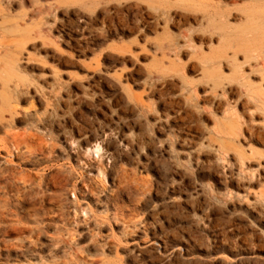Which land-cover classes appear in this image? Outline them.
<instances>
[{"label": "rangeland", "instance_id": "obj_1", "mask_svg": "<svg viewBox=\"0 0 264 264\" xmlns=\"http://www.w3.org/2000/svg\"><path fill=\"white\" fill-rule=\"evenodd\" d=\"M251 12L264 24V0L0 2L19 82L0 96V264H264Z\"/></svg>", "mask_w": 264, "mask_h": 264}, {"label": "bare ground", "instance_id": "obj_2", "mask_svg": "<svg viewBox=\"0 0 264 264\" xmlns=\"http://www.w3.org/2000/svg\"><path fill=\"white\" fill-rule=\"evenodd\" d=\"M3 0H0V2ZM250 1V0H249ZM253 1V0H252ZM262 3V2H261ZM248 10V9H247ZM246 32L249 34V39L254 42L258 39V37H264V24L258 20V22L255 20L254 14L249 13L247 18H246ZM257 23L259 25H257ZM5 45L4 43L0 42V54L3 52V50H5ZM0 96L3 98L2 101L4 103L6 96L5 93L6 89L8 88V86H12L14 88H17L19 86V82L17 81H11V80H7V77L4 74V70L3 68H5V66L0 63ZM1 119H3V116H0Z\"/></svg>", "mask_w": 264, "mask_h": 264}]
</instances>
